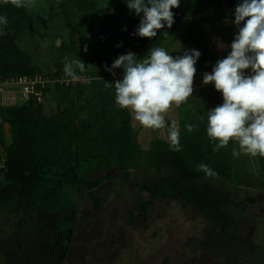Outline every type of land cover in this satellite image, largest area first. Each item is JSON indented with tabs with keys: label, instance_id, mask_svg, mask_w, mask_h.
<instances>
[{
	"label": "trees",
	"instance_id": "1",
	"mask_svg": "<svg viewBox=\"0 0 264 264\" xmlns=\"http://www.w3.org/2000/svg\"><path fill=\"white\" fill-rule=\"evenodd\" d=\"M222 1L231 0H180L179 7L172 10L174 24L167 29L169 36L162 29L157 37L148 39L133 35L140 18L130 13L125 0H118L95 31L96 50L89 63L97 67L96 71L86 74L87 82L52 85L53 114H46L43 105L50 87L44 91L42 102L30 99L17 106H0L1 126L10 127V143L6 144L0 126V159H4L5 167L0 175V213L16 204L22 216L18 229L29 228V223H23L25 217L44 213L46 230L53 234V217L64 219L75 200L92 197L94 206H98L99 188L107 180L120 174L127 183L130 169L145 167L161 180L151 188L140 186L141 192L151 195V201L137 210H147L152 201H167L177 195L185 205L212 219L222 235L234 236L236 224L227 212L230 194L215 190L196 167L203 162L219 173V179L233 180V142L213 152L205 132L206 121L183 116L179 110L182 150L171 151L168 140L161 138L152 139L143 149L134 135L130 111L115 105L114 89L104 83L118 80L121 70H115L113 77L98 69L111 67L119 55L129 51L141 57L149 48L162 46L187 19L179 51L199 50L196 73L209 72L218 59L210 51L204 12ZM0 15L8 19L0 35V82L41 74L31 56L19 47V37L28 27L26 7H16V0H0ZM62 60L55 64L56 72L50 78L66 76ZM186 123L198 124L197 130L188 133ZM113 169L109 176L91 179L98 171Z\"/></svg>",
	"mask_w": 264,
	"mask_h": 264
},
{
	"label": "rangeland",
	"instance_id": "2",
	"mask_svg": "<svg viewBox=\"0 0 264 264\" xmlns=\"http://www.w3.org/2000/svg\"><path fill=\"white\" fill-rule=\"evenodd\" d=\"M117 1L33 0V6L26 7L28 27L19 37V47L31 56L40 73L49 77L55 74L58 61L78 56L86 66L80 74L86 78L97 68L89 63L96 50L95 31ZM237 3L222 1L204 12L209 39L219 35L232 41L236 29L230 23L226 26L224 20L231 18ZM188 22L184 19L162 44L173 51L172 55L180 53ZM98 69L108 73L104 67ZM203 74L194 75L193 96L180 107L169 109L166 119L170 123L178 126L179 110L183 116L197 119L222 103L212 84H202ZM121 76L122 72L118 78ZM54 98L50 86L43 104L46 114L54 111ZM132 118L134 135L143 149L153 138L168 140L165 129H146L133 114ZM5 143H10L8 137ZM237 148L233 143V150ZM263 163L264 157L234 156L233 180L206 181L231 196L227 212L237 229L232 237L222 235L212 219L185 205L177 195L167 201H152L147 210H137L151 201V195L141 192L140 186L151 188L161 177L145 167L132 168L127 183L116 174L99 188L98 206L92 197H86L75 200L64 219L54 216L53 234L46 230L44 213L25 217L28 229L17 228L22 216L16 204L0 213V264H264ZM4 169L1 158L0 175ZM114 171H98L91 179Z\"/></svg>",
	"mask_w": 264,
	"mask_h": 264
},
{
	"label": "clouds",
	"instance_id": "3",
	"mask_svg": "<svg viewBox=\"0 0 264 264\" xmlns=\"http://www.w3.org/2000/svg\"><path fill=\"white\" fill-rule=\"evenodd\" d=\"M124 3L130 13L140 18L133 35L152 39L162 29L169 36L167 29L174 24L172 10L179 7L180 0H125ZM31 6L33 0H16V7ZM224 23L236 29L230 44L225 46L218 41L221 50L227 47L229 51L202 77V84H212L222 103L197 119L206 121L205 132L213 152L233 142L238 145L233 156L264 157V0H238L231 18L226 16ZM7 24V17L0 15V35ZM172 52L164 46H154L141 57L131 51L121 54L111 67H105L113 77L115 70H121V78L104 83L106 88L114 89V103L119 109L129 110L146 129H165L169 149L180 152V129L166 115L170 108L180 107L193 96L195 66L201 53L196 49L183 50L181 55ZM62 63L64 74L73 80L80 79L86 68L78 56H65ZM184 128L192 133L198 124L186 123ZM196 167L205 179H219V173L211 166L201 162Z\"/></svg>",
	"mask_w": 264,
	"mask_h": 264
},
{
	"label": "built area",
	"instance_id": "4",
	"mask_svg": "<svg viewBox=\"0 0 264 264\" xmlns=\"http://www.w3.org/2000/svg\"><path fill=\"white\" fill-rule=\"evenodd\" d=\"M218 41H222L225 46L230 44V41L224 40V38L219 35L210 37V51L219 60L227 54L229 49L225 47L221 50L218 47ZM84 79L89 80L87 76L84 78L81 74L78 80H73L67 76L50 78L42 74H36L33 77H17L15 79L0 82V106H17L28 102L30 99L42 102L44 91L48 87L56 83L68 86L78 81H83ZM15 89H17V92Z\"/></svg>",
	"mask_w": 264,
	"mask_h": 264
},
{
	"label": "crops",
	"instance_id": "5",
	"mask_svg": "<svg viewBox=\"0 0 264 264\" xmlns=\"http://www.w3.org/2000/svg\"><path fill=\"white\" fill-rule=\"evenodd\" d=\"M178 55H181V53H179ZM54 112H55V103H54V111L51 114H53ZM131 116H132V113H131ZM132 120H133V118H132ZM132 124H133V127H134V121H132ZM1 127H2L3 136H4V141H5L6 137H8V141H10V127H9V125L8 124H2ZM150 141L151 140H149L148 143Z\"/></svg>",
	"mask_w": 264,
	"mask_h": 264
}]
</instances>
